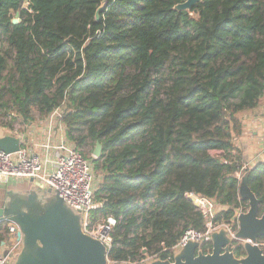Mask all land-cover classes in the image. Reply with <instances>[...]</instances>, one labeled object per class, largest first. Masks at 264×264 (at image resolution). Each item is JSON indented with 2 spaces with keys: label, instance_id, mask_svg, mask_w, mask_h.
Listing matches in <instances>:
<instances>
[{
  "label": "trees",
  "instance_id": "16d2710c",
  "mask_svg": "<svg viewBox=\"0 0 264 264\" xmlns=\"http://www.w3.org/2000/svg\"><path fill=\"white\" fill-rule=\"evenodd\" d=\"M183 1L108 0L97 21L102 0H0V111L13 118L0 125L12 130L18 117L31 124L36 113L44 119L64 106L66 135L78 149L102 143L94 196L102 206L94 213L117 219L111 261L137 262L144 249L203 231L206 220L186 192L221 207L214 223L248 208L237 143L240 114L264 99V0H201L175 10ZM249 184L264 208V160ZM12 226L0 221V244ZM235 253L244 247L237 243Z\"/></svg>",
  "mask_w": 264,
  "mask_h": 264
},
{
  "label": "water",
  "instance_id": "95a60500",
  "mask_svg": "<svg viewBox=\"0 0 264 264\" xmlns=\"http://www.w3.org/2000/svg\"><path fill=\"white\" fill-rule=\"evenodd\" d=\"M201 0H185L175 10H190ZM108 5L102 0L95 12L97 21ZM14 23L18 19H13ZM0 148L8 153L20 149V138L5 134L0 137ZM103 145L96 142L93 157L100 158ZM250 167L239 179V196L248 202V208H235L230 222L238 229L231 235L226 227L211 233L212 250L205 253L201 240L190 239L173 259L156 258L144 262L111 261L108 248L99 239L83 231L82 214L73 209L57 189L30 179L27 183L4 186L0 190V221H10L18 227L21 249L13 264H264V209L249 184ZM17 184V183H16ZM190 201H193L190 199ZM243 242L244 254L237 256L232 243Z\"/></svg>",
  "mask_w": 264,
  "mask_h": 264
},
{
  "label": "built area",
  "instance_id": "2783aa9c",
  "mask_svg": "<svg viewBox=\"0 0 264 264\" xmlns=\"http://www.w3.org/2000/svg\"><path fill=\"white\" fill-rule=\"evenodd\" d=\"M63 116L64 106L55 108L48 117L40 120L38 129L29 132V135L4 128L0 123V130H5L0 137L9 133L20 138L18 151L8 153L0 148V182H7L10 177L29 178V180L32 178L41 184L57 189L60 196L73 209L82 214L83 231L103 242L109 251L113 245L112 232L117 224V219L112 215L98 214L95 216L94 211L102 206V202L94 201L97 188L92 165L82 151L68 139ZM8 117L11 119L12 115H8ZM257 144H259L260 150L253 157L252 162H246L242 158L243 164L236 173L238 178L250 167H254L262 161V157H264V114L262 133ZM219 152L221 153L219 157H223L224 152ZM235 152L236 150L234 154ZM185 197L188 200L192 199L191 202L202 212L206 220L205 229L203 231L188 229L180 240L170 248L162 245V249L154 252L144 249L145 253L142 251L143 258L137 263L162 258V254H167L166 258L172 260L174 254L190 239L210 242L211 233L223 226L229 230L231 235H235L236 230L232 229L230 223L213 222L217 206L215 201L196 192H186ZM11 231L14 235L12 240L0 244V264H13L14 256L21 249V240L17 235L18 227L13 225Z\"/></svg>",
  "mask_w": 264,
  "mask_h": 264
},
{
  "label": "rangeland",
  "instance_id": "374dc122",
  "mask_svg": "<svg viewBox=\"0 0 264 264\" xmlns=\"http://www.w3.org/2000/svg\"><path fill=\"white\" fill-rule=\"evenodd\" d=\"M15 18L18 19V21H19L18 13L14 14V19ZM5 47H6V37L4 36L2 31L0 30V54L3 53V50H4ZM258 109H261L260 112L262 110L264 111V99L262 100L261 105L258 107ZM248 112L249 111H246V113H248ZM252 112L254 113V111H252ZM240 115H242V114H240ZM34 118H35L34 119V123H35L34 126L31 125V127H29L30 124H27V122L24 123L22 121V118L18 117L17 120L15 119V120L12 121V126H13L12 129L14 131H16V132H19L20 134L21 133L22 134L26 133V135H29V132L31 133L32 129H34L37 126V124L40 122V120H42V119H39V115L37 113L34 115ZM12 119H13L12 117H11V119H9V117L7 115L3 114V111H0V123L1 124H4L7 121L12 120ZM243 124H244V122H243ZM244 128H245V125H244ZM254 129H256V128L250 127V129L247 132H246V129H245L243 135L238 138L237 145H238L239 149L242 151L243 160L246 161V162H249V161L252 162L253 157L260 150L259 149L260 148L259 144H257V143L259 142V138L261 136L262 129L261 128L259 129V131L261 130L260 134H256V135L252 134L251 135V132ZM1 131L2 130H0V134H2ZM82 133H85V132H81V134ZM6 134H9V133H6ZM76 134L79 135V131H77ZM257 138H258V140H257ZM94 148H95V144L92 141H88L87 143H83L81 146H79V149L82 152L87 153V156H88L87 158L90 160L91 165H92V169H93V172H94L95 185H96V188H98L99 184L101 183V181L103 179V173H102V169L99 167V165H98V168L96 167L97 163H95V159H99V158H94L93 157ZM236 153H237V151L235 152V154L233 152V155H236ZM212 154L216 155V156H221V153L219 151H212ZM91 156H92V158H91ZM262 160H264V157H262ZM27 182H29V178L18 179L16 177H10L7 182H0V190L4 186H8V185L15 186V185L22 184V183H27ZM94 200H95V197H94ZM219 209H221V207H219L217 205L215 213H217ZM13 236L14 235L12 233V235H10L5 241L10 242L12 240ZM144 253H145V251H144ZM132 263H136V262H132Z\"/></svg>",
  "mask_w": 264,
  "mask_h": 264
},
{
  "label": "crops",
  "instance_id": "0c3cea01",
  "mask_svg": "<svg viewBox=\"0 0 264 264\" xmlns=\"http://www.w3.org/2000/svg\"><path fill=\"white\" fill-rule=\"evenodd\" d=\"M261 109H254V110H250L248 113H242V115H240V117L242 118L243 122H244V125H245V129H246V132L250 129V127H254L256 129H254L252 132H251V135L254 134H260L261 133V130L259 131V129L261 128L262 129V123H263V114H264V111L262 110L260 112ZM254 111V113L252 112ZM35 123H31L29 125V127H31V125L34 126ZM39 126V124H37V126L32 129L31 132H34L36 131ZM37 128V129H36ZM245 138V137H244ZM251 140V139H250Z\"/></svg>",
  "mask_w": 264,
  "mask_h": 264
},
{
  "label": "flooded vegetation",
  "instance_id": "af4514ba",
  "mask_svg": "<svg viewBox=\"0 0 264 264\" xmlns=\"http://www.w3.org/2000/svg\"><path fill=\"white\" fill-rule=\"evenodd\" d=\"M242 207V210H245L246 208H244L243 206H241ZM261 207H262V204H261ZM235 208H237V207H235ZM262 209H264V208H262ZM234 214H235V209H234ZM234 214H233V217H234ZM232 217V218H233ZM231 218V219H232ZM230 223V226L232 227V229H235L236 231H237V229H238V224H237V222L235 221V222H229ZM260 244L262 245V247H264V236L263 237H261L260 238ZM5 242H3L2 244H4ZM202 250L205 252V253H207V252H209V251H211L212 250V247H211V249H208L207 251H205L204 250V246H205V244H207V243H209V242H203L202 241ZM237 243H239V244H241L242 246H243V242L242 241H240V240H234L233 241V243H232V248L234 249V251H235V248H236V244Z\"/></svg>",
  "mask_w": 264,
  "mask_h": 264
}]
</instances>
